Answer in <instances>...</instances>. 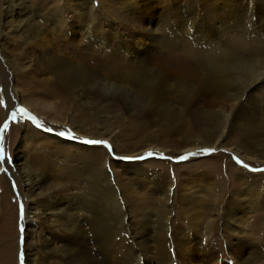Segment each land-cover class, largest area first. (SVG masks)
I'll return each mask as SVG.
<instances>
[{"label": "bare ground", "instance_id": "obj_1", "mask_svg": "<svg viewBox=\"0 0 264 264\" xmlns=\"http://www.w3.org/2000/svg\"><path fill=\"white\" fill-rule=\"evenodd\" d=\"M4 3L1 29L37 51L45 75L24 81L29 64L6 57L8 68L18 64L23 71L17 82L32 84L19 93L59 101L72 115L54 113L51 102L21 99L29 109L55 114L51 121L98 139L111 136L97 126L114 117L127 115L143 132L154 120L163 138L194 136L179 151L219 148L264 165V145L254 140L264 136V0ZM189 66L198 78L188 79ZM174 80L183 85L179 90L173 91ZM113 89L121 103L108 100L105 91ZM122 103L124 114L116 109ZM98 106L117 112H92ZM26 133L31 141L19 146L26 152L14 153L29 201L25 264H264V174H249L221 154L194 166L212 178L198 179L189 193L176 183L171 195L174 182L167 181L189 168L119 165L102 148L43 135L53 142L36 146L40 134ZM108 139L116 153L138 155ZM153 141L148 134L140 147L168 152ZM17 249L1 247L0 264H15Z\"/></svg>", "mask_w": 264, "mask_h": 264}, {"label": "rangeland", "instance_id": "obj_2", "mask_svg": "<svg viewBox=\"0 0 264 264\" xmlns=\"http://www.w3.org/2000/svg\"><path fill=\"white\" fill-rule=\"evenodd\" d=\"M100 4L101 2L104 3L106 0H97ZM5 0H0V128H3L4 124H8V129L3 133L4 137V153H5V160L4 162L0 163V248L5 246H12V243L14 245V248L17 247L18 244V249H17V262L15 261V264H21L20 259H19V253L21 249L23 250L24 253V246H25V236L23 235V244L20 242V232H19V225L26 223V211L28 207V198L24 195L23 190L21 188L20 184V176L18 173V169L16 167V156L14 153L18 152L19 155L22 153L26 152V149H21L19 151V146L24 142V138L28 141V135L26 133V129L33 128L36 130L40 136L37 140H33L35 142V145L38 146L39 144L42 145V147H45L47 144H51L53 141L52 139H46L45 137H55L57 139H60L62 141H66L68 143H75L81 146H85L87 148L91 147H99L104 149V151L109 155V158L113 159L117 164L121 163H147L151 161H157V162H162L168 165H175L176 167H186L185 170L187 171L189 168L188 173H193L191 177L187 178L185 177L187 172H181L180 174H176V177L178 178V181L176 182V177L173 174L172 178L167 181L169 182L168 184H172L174 182V185L171 188V191L173 193L176 190L177 184L179 185V190L181 191H186L188 190L189 192L194 191L193 189L195 188V184L201 180V179H207V178H212L213 177V172H208L206 171L203 167L202 168H195V165H200L204 162L211 161V159H214L216 156H219L221 154H225V156L231 158V162L235 164L237 167L241 168L242 170L247 171L249 174H255L257 176H260L264 174V172H252L250 169L252 168H261L264 169V165H260L259 163L256 162H251L245 159L241 154H238L237 152H230L227 150L223 151L219 148H214L216 151L211 154H205L204 149H209V147H201V148H196V149H191L189 152H183L179 151L183 149V144L186 140H195L193 135H187L185 133H175L173 134L170 138H163L160 136L161 130L159 127V124L151 120L150 125H147L146 130L144 132L141 130V125H136V124H131L130 118L125 115L124 120L121 119L120 117H114L110 121V125L108 126H103V129H100V127L97 126L98 132L100 134H103L104 131H107L109 134L111 133V136L108 137V134L104 135V138H94V137H88L87 135H82L78 134L76 129H78L77 126L75 128H71L69 126L63 125L61 123H56L50 120V118L55 117V114L44 112V114L40 112H34L31 108L29 109L24 101L22 102L21 99L23 100H28L32 98L34 101H45L46 103H53L54 106H52V109L54 110L53 112L59 113V114H65V116L68 117L69 115H72V111L70 110L68 114L65 113L64 110L60 108L59 101H54L51 98H45L40 95H31L25 93L21 95L19 92L20 91H26V89H29V86H32V84H29L24 86V84H20L17 82V76L18 73L23 71L20 69L19 70V65L17 64L13 69L11 70L10 66H7V59L6 57L11 61L9 62L10 64L12 62H21L23 65H28L29 71L27 73V76L24 79V81H36V78H44L45 75H41V71H38V67L36 66V61L38 59L37 51L33 50L30 45L26 46L22 42L18 40L12 39V37L9 38V34L11 35L12 30L8 28V30H3V21L5 20V16L3 15L4 10H5ZM106 10L107 8L104 7ZM114 7H110L112 9ZM77 33L78 37H83L82 33L77 29L75 31ZM9 33V34H8ZM47 35V34H45ZM15 36V35H14ZM52 37V35L50 36ZM54 38V36L52 37ZM26 48V49H25ZM29 48V49H28ZM24 50V52H23ZM28 51V52H27ZM36 54H35V52ZM22 54H25V60L23 59ZM30 55V56H29ZM28 56V57H27ZM30 57V58H29ZM20 59V60H19ZM31 59V60H30ZM8 60V61H9ZM30 60V61H27ZM30 62V63H29ZM35 66V67H33ZM18 68V70H17ZM36 68V70H35ZM33 69V70H32ZM40 70V69H39ZM189 73L186 75L189 76V78H198L199 72L196 71L195 67L192 68V66H189L186 68ZM19 71V72H18ZM18 72V73H17ZM37 72V73H36ZM31 73V74H30ZM36 73V74H35ZM22 76V75H21ZM29 76V78H28ZM10 82L9 86L7 87L6 84L7 79ZM36 77V78H35ZM22 80V79H21ZM180 80V79H178ZM7 82V83H6ZM23 82V81H21ZM36 83V82H32ZM171 84L173 85V91L179 90V87H182L183 85L177 82L176 80L172 81ZM16 85V86H15ZM34 85V84H33ZM16 89V90H15ZM21 89V90H20ZM18 90V91H17ZM108 97V100L114 99L115 101L119 102L120 99V93H118L116 90H111L110 92L105 91ZM22 93V92H21ZM32 94V93H31ZM25 95V96H24ZM41 98V99H39ZM129 100H127V103ZM121 103V102H119ZM121 106V107H120ZM120 107V108H119ZM124 105L118 104L116 105V109H118V112H121L122 114L123 111L125 112ZM18 108H24L31 116H34L38 121L41 122V127H36V125L28 120L27 118L21 116L19 113H17V118L16 120H13L11 118V113L13 111H16ZM255 108V106H254ZM99 109V110H97ZM97 109H91L92 112H98L102 111L106 113V115H112L115 114V111L107 112V109L105 111L103 108L98 106ZM120 109V110H119ZM126 118V119H125ZM57 119V118H56ZM115 119V120H114ZM102 127V126H101ZM45 128H51L52 132H46L44 131ZM91 128V127H90ZM141 130V131H140ZM139 131V132H138ZM59 132H65V133H71L74 136V139L69 140L66 136H59L57 133ZM138 132V133H135ZM142 132V133H141ZM148 134L152 135V138H154L153 142H156L160 144L162 142L163 145H166V147H163L167 149L169 152H164L161 151L157 148H154L148 151L144 152V148L140 147V144L144 142L148 138ZM41 135L45 137H41ZM114 137L117 140L118 145L120 146H125L128 148H131V151H134L135 154L138 155H131V156H123L121 154L116 153L115 148H114V143L112 140L108 139ZM144 138V139H143ZM46 139V140H45ZM165 139V141H164ZM264 136L262 137H257L254 140L258 141L261 145H264ZM83 140H99V141H104L106 142V145L111 146V151H109L108 147H106L104 144H99V145H86L81 143L80 141ZM52 141V142H51ZM142 141V142H141ZM166 142V143H163ZM168 144V146H167ZM49 146V145H48ZM211 149H213L211 147ZM253 154L254 156L257 157H262L258 151V149H254ZM143 150V151H142ZM195 150V151H194ZM141 153V154H140ZM148 153H152V156H149ZM191 153H200L198 156H191L189 154ZM235 153L234 155H232ZM259 153V155H258ZM172 154V155H171ZM182 156H189V159L187 160H181L180 157ZM242 156V157H241ZM8 157H11V162L8 161ZM119 157H144L143 160H125V159H119ZM233 157L239 159L242 164H237L236 159ZM179 165V166H178ZM185 165V166H184ZM243 165H248L247 168L243 167ZM109 166V165H108ZM193 167V168H192ZM109 168V167H108ZM192 168V169H191ZM173 168H170V171H172ZM191 169V170H190ZM206 172V173H205ZM199 174V175H198ZM184 175V176H183ZM194 176V177H193ZM191 178V180H190ZM182 179V180H181ZM199 179V180H198ZM193 181V182H192ZM177 183V184H176ZM194 183V184H193ZM15 185V187H13ZM192 185V186H191ZM121 195V194H120ZM23 203L24 205V219L21 221L19 218V211H20V204ZM8 205V206H7ZM175 214V213H174ZM26 219V220H25ZM17 233V235H16ZM223 249L226 250V245L223 246ZM25 253H24V264H25ZM228 258V256H227ZM229 264H232V261L229 260Z\"/></svg>", "mask_w": 264, "mask_h": 264}, {"label": "snow or ice", "instance_id": "obj_3", "mask_svg": "<svg viewBox=\"0 0 264 264\" xmlns=\"http://www.w3.org/2000/svg\"><path fill=\"white\" fill-rule=\"evenodd\" d=\"M17 113H19L21 116L27 118L28 120L32 121L36 127H41V122L38 121L34 116H31L24 108H18L16 111H13L11 113V118L13 120H16L17 118ZM8 129V124L5 123L3 128H0V163L4 162L5 160V153H4V137H3V133ZM44 131L46 132H52L51 128H45ZM59 136H66L69 140L74 139V136L71 133H65V132H59L57 133ZM83 144L86 145H99V144H104L106 147H108L109 151H111V146L110 145H106V142L104 141H99V140H83L80 141ZM223 151V149H221ZM205 154H211L214 153L216 150L215 149H204L203 150ZM149 156H152V153H148ZM191 156H198L200 155V153H191L189 154ZM234 159H236V163L237 164H242V162L233 157ZM119 159H125V160H143L144 157H119ZM181 160H187L189 159V156H182L180 157ZM8 161L11 162V157H8ZM243 167L247 168L248 165H243ZM252 172H264V169L261 168H252L250 169ZM13 187H15V185H13ZM19 218L22 221L24 219V205L23 203L20 204V211H19ZM19 232H20V242L21 244H23V232H24V227L22 224L19 225ZM19 259L21 264H24V253L23 250L21 249L20 253H19Z\"/></svg>", "mask_w": 264, "mask_h": 264}]
</instances>
